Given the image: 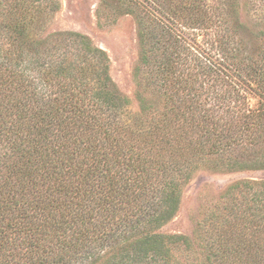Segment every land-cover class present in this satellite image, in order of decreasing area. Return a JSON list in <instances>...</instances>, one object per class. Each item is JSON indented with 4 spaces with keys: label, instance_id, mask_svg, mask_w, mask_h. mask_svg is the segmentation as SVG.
<instances>
[{
    "label": "trees",
    "instance_id": "obj_1",
    "mask_svg": "<svg viewBox=\"0 0 264 264\" xmlns=\"http://www.w3.org/2000/svg\"><path fill=\"white\" fill-rule=\"evenodd\" d=\"M128 1L157 91L134 115L104 49L47 32L59 0H0V264H186L160 229L195 171L264 168V0ZM222 198L204 264H264V179Z\"/></svg>",
    "mask_w": 264,
    "mask_h": 264
},
{
    "label": "rangeland",
    "instance_id": "obj_2",
    "mask_svg": "<svg viewBox=\"0 0 264 264\" xmlns=\"http://www.w3.org/2000/svg\"><path fill=\"white\" fill-rule=\"evenodd\" d=\"M127 3V0H59L46 23V30L79 31L104 49L110 57V74L120 91L130 98L128 109L130 115H134L140 110L137 92L153 98L157 91L155 86L146 83V71L136 73L139 57L136 19L134 15L119 11ZM253 12L251 9L250 14ZM250 14L246 19L249 20ZM201 37L203 35L195 41L198 46L203 45L199 43ZM154 99L158 101L148 100L150 105L161 103L160 99ZM251 102L254 103L255 99L252 98ZM243 179H264V168L221 172L214 170L212 161H208L195 171L184 187L177 214L160 229L163 233H180L196 240L193 250H174L175 257L186 264H204L203 247L198 244L203 242L206 230L204 232L201 226L210 228L205 222L214 212H221L224 191L233 182Z\"/></svg>",
    "mask_w": 264,
    "mask_h": 264
}]
</instances>
